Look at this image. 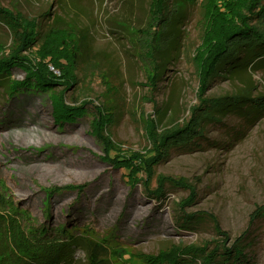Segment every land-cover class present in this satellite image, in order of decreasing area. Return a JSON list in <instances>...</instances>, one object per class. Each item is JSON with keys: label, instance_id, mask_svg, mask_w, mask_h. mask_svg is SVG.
<instances>
[{"label": "rangeland", "instance_id": "1", "mask_svg": "<svg viewBox=\"0 0 264 264\" xmlns=\"http://www.w3.org/2000/svg\"><path fill=\"white\" fill-rule=\"evenodd\" d=\"M240 1L197 0L182 7L171 27L174 48L160 52L161 75L156 85L147 78L154 68L138 58L133 39L136 28L150 17V0H0V5L38 23L33 54L53 23L62 27L53 40L54 57L63 63L74 51L81 52L73 67L75 83L65 92L67 103L104 108L109 113L105 114L109 119L105 135L123 153L152 156L150 127L156 124L161 132L188 122L191 108L199 104L196 56L204 35L219 24L228 26L225 12ZM80 27L87 38L82 39ZM11 43L10 31L0 24V55L8 52ZM247 68L246 72H224L203 97L230 96L243 89L252 97L264 95V68ZM24 75L16 70L12 77ZM50 104L48 99L46 104L23 108V118L20 113L7 118L11 103L0 85V120L6 118L0 124V196L8 204L20 205L36 220L53 226L67 223L62 213L70 210L74 223L90 224L102 235L115 230L125 251L109 264H150L141 255L221 240L216 224L230 242L245 233L251 262L264 264V110L246 105L247 113L229 112L218 115V121H205L204 136L171 149L155 166L148 188L143 183L132 188L128 171L115 169L104 159V144L92 132L91 118H79L60 129ZM162 176L176 183H167L158 199L148 190L156 189ZM68 184L87 187L79 197L76 192H64L54 196L53 202L46 199L48 191ZM193 195L196 199L184 207ZM260 209L261 217L250 224L252 213ZM202 213L201 223L189 226L185 222L184 215ZM74 256L80 264L88 263L83 248Z\"/></svg>", "mask_w": 264, "mask_h": 264}, {"label": "trees", "instance_id": "2", "mask_svg": "<svg viewBox=\"0 0 264 264\" xmlns=\"http://www.w3.org/2000/svg\"><path fill=\"white\" fill-rule=\"evenodd\" d=\"M196 1L150 0V17L143 26L136 28L133 39L138 46V58L149 61V67L154 68L153 73L147 77L153 85H156L161 75L160 52L174 48L175 29L172 31L171 28L174 21L178 19L182 7ZM244 9L247 10L246 14ZM225 17L228 26L219 24L216 30L207 32L201 52L198 50L200 53L196 56L199 65V104L191 108V117L184 124L165 128L161 132L157 131L156 124L150 127V139L155 154L149 156L139 151L123 153L110 136L105 135L109 123L105 114L109 113L104 108L94 105L91 109L88 107L89 103H67L65 92L75 83L74 68L81 52L74 51L63 63L61 59L54 57L51 49L54 47L53 40L56 39V34L62 32V27L53 23L43 36L40 50L33 54L32 47L39 37L38 23L0 5V24L7 27L12 35L8 52L0 55V85L7 91V98L11 103L5 115L10 118L15 113H20L24 117L26 115L22 112L23 108L35 106L37 103L46 104L50 99L51 115L60 129L67 124L77 123L79 118L90 117L92 132L104 144V159L115 169L124 168L128 171L132 188L138 183H143L148 188L155 166L169 155L171 149L189 145L204 136L205 121H218V115L229 112L247 113L244 111L246 105L258 112L264 110V95L252 97L246 89L230 96L203 97L205 90L216 78L223 77L224 72H246L248 65L253 70L264 68V0H241L236 7L225 12ZM61 21L59 17L57 22ZM69 27L72 29L74 25ZM80 32L82 39L87 38L82 27ZM50 36L51 40H48ZM65 64L68 66L65 67ZM16 70L25 73L22 79L12 77ZM58 86L62 88L55 89ZM5 119L0 120V124ZM113 150L118 151L114 156L111 155ZM140 174L146 177H139ZM167 183L176 181L162 176L159 178L158 187L148 192L159 199L165 194ZM179 183L184 182L181 180ZM86 187L87 184L57 187L46 193V199L53 202L54 196L64 192H76L79 197ZM196 197L193 195L186 199L184 207L190 205ZM3 198L0 196V264H80V260L77 261L74 256L79 248L85 250L87 264H109L125 251L115 230L102 235L90 224L74 223L70 210L62 213L67 216V223L53 226L36 220L28 210L20 205L15 207L13 202L8 204ZM50 208L52 207L48 208V217L51 216ZM124 215L125 213L121 214L122 217ZM198 215H184L185 222L191 223L189 226L201 223L200 220L205 214ZM261 215V209L253 212L250 224ZM215 228L222 236L221 240L203 246L187 245L141 256L150 264H191L192 261H199V264H253L246 252L245 233L230 242L227 233L219 229L217 224Z\"/></svg>", "mask_w": 264, "mask_h": 264}]
</instances>
